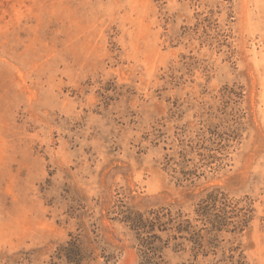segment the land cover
I'll list each match as a JSON object with an SVG mask.
<instances>
[{
	"label": "rangeland",
	"instance_id": "rangeland-1",
	"mask_svg": "<svg viewBox=\"0 0 264 264\" xmlns=\"http://www.w3.org/2000/svg\"><path fill=\"white\" fill-rule=\"evenodd\" d=\"M136 215L264 264V0H0V264H141Z\"/></svg>",
	"mask_w": 264,
	"mask_h": 264
},
{
	"label": "trees",
	"instance_id": "trees-1",
	"mask_svg": "<svg viewBox=\"0 0 264 264\" xmlns=\"http://www.w3.org/2000/svg\"><path fill=\"white\" fill-rule=\"evenodd\" d=\"M168 216L170 222L174 221L171 215H155L153 219L145 218L143 215H136L129 217L132 228L137 230L139 235L146 233V236H142L141 240V264H162V250L165 247L162 243L163 240L157 234L151 233L157 226L160 231H166L165 223L161 222L162 218ZM178 232H181L180 228H177ZM174 239H177L175 236ZM93 253L89 252L78 237H71V239L61 244L57 250V258L64 261L65 264H92Z\"/></svg>",
	"mask_w": 264,
	"mask_h": 264
}]
</instances>
